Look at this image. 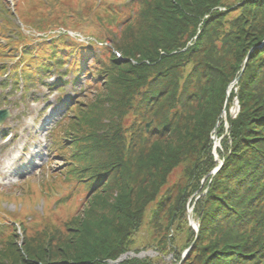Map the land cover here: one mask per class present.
Returning a JSON list of instances; mask_svg holds the SVG:
<instances>
[{"label":"trees","instance_id":"obj_1","mask_svg":"<svg viewBox=\"0 0 264 264\" xmlns=\"http://www.w3.org/2000/svg\"><path fill=\"white\" fill-rule=\"evenodd\" d=\"M4 5L0 3V17H10ZM233 12L236 16L229 19ZM15 15L35 34L64 31L43 40L38 53L20 28L18 35L27 44L18 47L4 36L7 46L1 45L0 51L10 50L12 57L21 50L22 65L28 66L14 70L24 89L68 65L66 75L74 76L71 85L87 77L83 91L94 97L88 99L86 91L83 99L71 97L66 116L54 130L67 168L49 181L73 185L75 193L70 190L57 212L51 210L45 225V218L32 228L14 218L0 226V264H113L124 254L149 249L154 256L119 264H264V0H236L233 5L226 0H23L16 4ZM49 15L53 21L47 25L30 23ZM70 31L111 47L78 43ZM115 52L135 61L122 63ZM226 54L232 56L231 64L223 61ZM89 55L93 63L85 70ZM0 59L5 56L0 54ZM6 68L1 66L0 73ZM238 77L237 93L236 87L229 92ZM67 83L59 77L49 87L62 92ZM118 84L122 88L104 93L106 85ZM235 97L240 112L233 119ZM130 110L144 122L154 119L149 133L124 129L122 120ZM218 123L217 134L223 138L216 154L224 163L213 175L219 166L212 140ZM58 128L62 131L56 132ZM152 138L156 140L147 157L134 166L139 176L132 182L133 163H126L131 159L125 155L136 154ZM192 157L193 191H199L204 178L205 187L209 185L194 207L198 234L189 226L181 235L168 234L158 246H132L152 204L151 221L159 222L168 199L161 196L162 187ZM110 186L118 196L107 198ZM82 189L87 193L78 200ZM40 196V189L32 186L29 199ZM186 196H179L177 210H169L168 230L178 220L189 223ZM76 200L77 208L53 223ZM183 250L188 252L185 260Z\"/></svg>","mask_w":264,"mask_h":264},{"label":"rangeland","instance_id":"obj_2","mask_svg":"<svg viewBox=\"0 0 264 264\" xmlns=\"http://www.w3.org/2000/svg\"><path fill=\"white\" fill-rule=\"evenodd\" d=\"M226 1L230 5L236 3V0ZM2 2L5 4L4 8L8 11V13H10V17L6 14L3 18L0 17V46H7L6 42L8 41L4 39V36L10 39V44L18 47L23 46V44H27V41H22L18 35V28H20L26 36L31 37L29 43L32 47L30 49H32L35 53H38L37 48L40 44L45 42L43 40L51 38L49 36L55 37L64 33L61 28L56 30H48V28H46V30H48L47 33L35 34L30 27H24L17 15H15L16 4L22 3L23 0H0L1 4H3ZM238 5L240 4H236L235 7H232V9L238 7ZM35 10L38 12L39 8H35ZM225 10V8L220 9L222 12H225ZM235 16L236 13L233 12L229 15V19H232ZM227 18L228 16L226 19ZM32 20L33 21L30 22L32 25H40L39 22H42L41 24L43 25H47V21H53V17L49 15L47 20L43 18L38 19L36 17ZM9 23L13 24L12 28L8 27ZM68 35L73 39L75 38L78 43L89 44L91 41L96 42L94 38L87 37L79 32L70 31L68 32ZM96 43H98V46L101 48L108 46L106 43L98 41ZM218 46H220V43H218ZM108 47H111V44ZM10 53V50H7L4 53L0 51V54L5 56L4 60L0 59V67H7L5 74L0 73V111L6 110L10 114V117L7 118L3 124H0V226L3 228L6 226V223H8V225L10 224V219L20 218L24 220L27 226L32 228L36 227L40 223H43L44 218V225L49 223L47 219L48 215L51 214V210H53V212H57L56 208L58 207V203L62 199L67 198L69 191L73 190V185L68 186L63 182L56 183V185H54V183L51 182L52 180L54 181V179L49 181L51 179V175L55 173L59 174L67 168V165L64 162L65 159L61 156V151L59 152L61 146L57 145L54 140L57 138L54 134V130L66 116L68 105L71 103V97L81 98L84 96L83 98H85V91L87 98L90 100L93 99L94 95L93 97L92 94L88 95V90L83 91V89L86 88L85 81H87V77L82 76V79L80 80L81 83L74 86L71 85L74 76L71 73L66 75L68 65L62 69L57 68V71L54 70L50 73L51 76L44 77V81L40 83H32L26 90V88L24 89L23 87L24 85L21 76H18L19 73H16L15 75L14 72L15 69L20 68L19 65H21L22 69H28V66L22 65L23 62L20 60L22 51L19 49L14 51L12 57H10ZM115 54L122 59V63L135 61L134 59H123L118 52H115ZM201 55L204 56V54ZM70 59L71 58H69V60ZM92 61V55H89L86 63H84L85 70L92 65ZM223 61L231 64L232 56L226 54ZM30 64L32 65V63ZM18 70L20 71L21 69ZM31 70L33 71V69ZM31 70L28 72H31ZM17 76L19 80H16ZM59 77H62L63 80H67L68 82L67 84H64L65 87H63L62 92L58 91L59 89L49 87V85H55ZM236 86L237 84L233 85L232 89ZM111 88L116 91L122 87L118 84V86L110 85L107 88L106 85L104 93L109 94ZM238 89V87L235 88L236 93ZM120 105L122 104H119L118 107ZM237 106H239V110H237ZM239 112V100L235 97L232 106L230 107V115L233 119H235ZM187 116L188 114L186 117ZM223 120L225 132H228L229 125L226 120V113ZM122 122L124 123L125 130L128 128H137L138 132H141L142 130L146 131V125L154 122V119L144 122L135 114L134 111L130 110L126 111V116ZM219 126L220 123L217 124V130L216 133L214 132L212 140L214 141L213 154L215 156V161L221 169L224 162L221 161L216 154V149L220 148V142L223 138L218 137L217 132ZM60 131H62V128H58L56 132ZM149 131L146 133H149ZM109 134H112V131H109ZM160 139H164V136L159 138L158 142H162ZM155 140V138L150 139V141H148L136 154L125 155L126 160L128 157L131 159L126 163H133L130 165L133 168L132 182L134 177L139 176V174L136 173V169H134L136 162L147 157ZM54 148L55 151H53ZM194 160L195 158L192 157L189 161L180 164V166H178L170 174L166 184L161 189V196H168V199L165 200L166 202L160 213L161 217L159 222L153 223L151 221L153 218L152 213L155 208V204H152L147 208L143 220V226L140 232L134 236V243L132 246L136 248H142L144 245L149 247H153L155 245L158 246L162 240H165L168 234H170L168 236L171 238L173 236V232L181 235L187 227L190 226L193 229L190 225V220L188 223L186 219H183L181 222L178 220L174 229L171 228L168 230L167 228L170 221L169 210L171 209L172 213L175 209H178L177 200L182 193H186V197H188L185 205L186 210H188V217L191 215L193 220L199 223V220L194 214V207L196 202L208 193L209 185L205 187V181L207 178H204L198 189L200 192L193 191L194 189L192 187V183L194 181L191 183V172L189 173V171L192 168ZM214 171H212L211 174H213ZM153 176L154 175H152V177ZM146 179H148L147 176L144 181H146ZM45 183L46 185H44ZM32 186L39 188L42 196L29 199L28 194L30 193ZM73 193H75L74 190ZM86 193L87 191L82 189L79 193L80 197H78V200H83ZM111 195L118 196V191L112 186L108 189L107 198ZM76 204L77 200L72 204V206L68 203L64 212L61 213L62 215H60L59 218L54 219L53 223H59L66 219L65 215H69L71 211L75 210L77 208ZM89 209H87V211H89ZM16 227L19 228L18 223ZM17 234L21 237L20 229L17 231ZM21 243L22 242H20V244ZM144 252H152V256L155 255V252L151 249ZM187 253L188 252L185 250L181 252L182 260L186 259ZM190 261H186V264ZM189 264H195V261H192Z\"/></svg>","mask_w":264,"mask_h":264},{"label":"water","instance_id":"obj_3","mask_svg":"<svg viewBox=\"0 0 264 264\" xmlns=\"http://www.w3.org/2000/svg\"><path fill=\"white\" fill-rule=\"evenodd\" d=\"M239 80H240V77H238L232 84L233 85H235V84H238V82H239ZM233 85H230V87L228 88V91L230 92L231 91V89H232V86ZM237 110H239V106H237ZM10 117V114H9V112L8 111H6V110H1L0 111V124H3L5 121H6V119L7 118H9ZM154 124V122H151V123H149V124H147L146 125V132H148L149 131V129L151 128V126ZM216 130H217V127H216V129H215V133H216ZM216 135V134H215ZM221 165H222V163H221ZM220 165V166H221ZM219 169H220V167H218L214 172H213V175H215L218 171H219ZM190 213V212H189ZM189 220H190V225L193 227V229L195 230V232L198 234V232H199V223L196 221H194L193 220V218H192V216L191 215H189ZM153 255V253L152 252H141V253H139V254H135V253H133V252H129V253H127V254H124V255H122L116 262H114L113 264H119V263H121V262H123V261H125V260H127V259H129V258H139V259H143V258H145V257H147V256H152Z\"/></svg>","mask_w":264,"mask_h":264}]
</instances>
